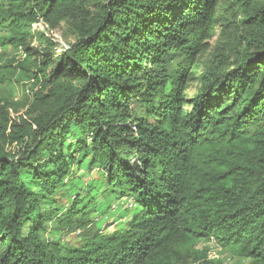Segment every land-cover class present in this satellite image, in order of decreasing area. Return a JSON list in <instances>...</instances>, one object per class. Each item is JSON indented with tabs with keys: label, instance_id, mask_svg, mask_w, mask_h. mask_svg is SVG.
I'll list each match as a JSON object with an SVG mask.
<instances>
[{
	"label": "trees",
	"instance_id": "16d2710c",
	"mask_svg": "<svg viewBox=\"0 0 264 264\" xmlns=\"http://www.w3.org/2000/svg\"><path fill=\"white\" fill-rule=\"evenodd\" d=\"M0 31V264H264V0H0Z\"/></svg>",
	"mask_w": 264,
	"mask_h": 264
},
{
	"label": "rangeland",
	"instance_id": "374dc122",
	"mask_svg": "<svg viewBox=\"0 0 264 264\" xmlns=\"http://www.w3.org/2000/svg\"><path fill=\"white\" fill-rule=\"evenodd\" d=\"M39 32H41L42 34H44L46 37L53 39L56 41L57 44H59V52H61L63 49L68 48L69 47V42L72 41L71 37H68V30L66 26H61L60 28L53 30L50 27H48L47 25H43L42 27H37L36 28ZM3 36H5V33H2L0 31V63L3 62H7V61H13L16 58V50L11 47V46H2V38ZM35 46L36 43H33ZM0 74H2L3 77L9 76V72L7 71H2L0 72ZM21 77L24 78V75L21 74ZM18 80H20V82H18ZM26 81L21 80L20 77L16 78V80L13 81V85L9 86L8 84H6L4 86V93L5 96H10L12 99H14L15 101H21L24 99L23 93L24 90L26 89L24 86L26 85ZM0 88L1 85H0ZM196 90L195 85H193L191 87V89L188 91V95H192ZM2 93V91L0 90V94H4ZM29 93H31V91H29ZM24 111L21 110V114ZM15 113V112H14ZM13 113V115L15 116V114ZM123 203L125 201H122ZM124 207H127V203H124ZM114 220H111L108 222V224H110L109 226H112L110 228V232H112L115 229V225H113ZM77 237L76 236H63L62 238L64 239L65 242H75V239ZM200 247H207L209 249V251L213 254H215V256H217V260L216 261H220L221 264H237L238 260L237 258H232L229 254H227L226 252H224L216 243H209L206 246L204 244H201Z\"/></svg>",
	"mask_w": 264,
	"mask_h": 264
},
{
	"label": "built area",
	"instance_id": "2783aa9c",
	"mask_svg": "<svg viewBox=\"0 0 264 264\" xmlns=\"http://www.w3.org/2000/svg\"><path fill=\"white\" fill-rule=\"evenodd\" d=\"M44 25L43 22H40L38 24L35 25V28L37 27H42ZM16 57H17V61H22L25 58V54L22 48H19L16 52ZM214 243V242H213ZM209 260H217V256H215V254L209 252Z\"/></svg>",
	"mask_w": 264,
	"mask_h": 264
}]
</instances>
